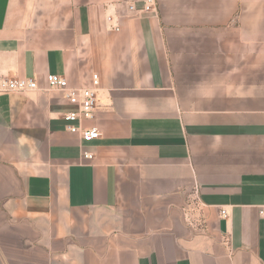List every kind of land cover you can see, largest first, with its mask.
<instances>
[{
    "label": "crops",
    "instance_id": "obj_1",
    "mask_svg": "<svg viewBox=\"0 0 264 264\" xmlns=\"http://www.w3.org/2000/svg\"><path fill=\"white\" fill-rule=\"evenodd\" d=\"M148 3L0 0V264H264V0Z\"/></svg>",
    "mask_w": 264,
    "mask_h": 264
},
{
    "label": "built area",
    "instance_id": "obj_2",
    "mask_svg": "<svg viewBox=\"0 0 264 264\" xmlns=\"http://www.w3.org/2000/svg\"><path fill=\"white\" fill-rule=\"evenodd\" d=\"M148 2L146 9L150 10L155 0H148ZM46 81L48 87L56 88L63 92L68 102L75 107L73 110L64 113L68 131L78 134L84 143L98 139L101 134L98 128L85 127L82 122L94 116L98 102L99 75L97 73L93 74L92 86L90 87L70 86L67 78L59 74H48ZM40 87L39 82L35 78H9L0 75V93L23 92L40 89ZM83 156L87 159L93 158V154L89 151H83ZM195 195L198 203V189L195 191ZM220 214L222 217H227V209L222 208ZM259 214L264 219V206L259 208Z\"/></svg>",
    "mask_w": 264,
    "mask_h": 264
}]
</instances>
